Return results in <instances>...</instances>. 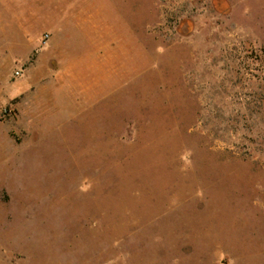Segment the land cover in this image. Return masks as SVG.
Returning a JSON list of instances; mask_svg holds the SVG:
<instances>
[{
	"label": "rangeland",
	"instance_id": "rangeland-1",
	"mask_svg": "<svg viewBox=\"0 0 264 264\" xmlns=\"http://www.w3.org/2000/svg\"><path fill=\"white\" fill-rule=\"evenodd\" d=\"M0 264H264V0H0Z\"/></svg>",
	"mask_w": 264,
	"mask_h": 264
},
{
	"label": "crops",
	"instance_id": "crops-1",
	"mask_svg": "<svg viewBox=\"0 0 264 264\" xmlns=\"http://www.w3.org/2000/svg\"><path fill=\"white\" fill-rule=\"evenodd\" d=\"M101 43H102V40L100 41V45H101ZM97 44V43H96Z\"/></svg>",
	"mask_w": 264,
	"mask_h": 264
}]
</instances>
